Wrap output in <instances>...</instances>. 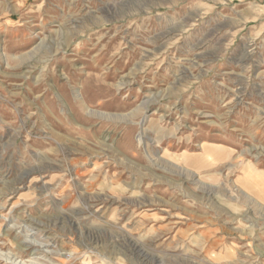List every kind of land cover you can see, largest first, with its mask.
Wrapping results in <instances>:
<instances>
[{"label":"rangeland","instance_id":"obj_1","mask_svg":"<svg viewBox=\"0 0 264 264\" xmlns=\"http://www.w3.org/2000/svg\"><path fill=\"white\" fill-rule=\"evenodd\" d=\"M0 264H264V0H0Z\"/></svg>","mask_w":264,"mask_h":264}]
</instances>
